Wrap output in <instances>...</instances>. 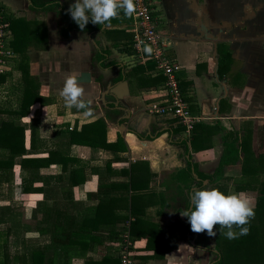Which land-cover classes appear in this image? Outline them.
Here are the masks:
<instances>
[{
  "label": "crops",
  "instance_id": "obj_1",
  "mask_svg": "<svg viewBox=\"0 0 264 264\" xmlns=\"http://www.w3.org/2000/svg\"><path fill=\"white\" fill-rule=\"evenodd\" d=\"M33 1L37 6L51 0ZM58 1L66 10L75 3ZM157 1L161 2L159 9L162 4L164 8L155 17L170 42L167 55L179 65L183 98L190 112L204 119L187 133L177 118L148 113L150 104L164 103L167 98L164 76L146 58V50L141 54L133 46V16L120 15L95 32L71 30L67 35L61 28L62 35H57L59 25L50 21L55 29L46 30L38 65L31 61L29 47L26 49L29 74L39 83V95L48 101L33 103L18 118L16 123L24 130V151L14 157L11 169L0 170V213L14 216L7 221L0 216V264H19L5 259L7 254L12 256L10 234L5 236V231L17 216V232L22 231L15 237L18 247L13 254L25 252L26 212L41 213L39 203L44 198H49L47 205L56 203L59 209L76 213L77 208L96 206L101 197H113L109 207L128 212L116 198L126 195L129 207L131 191L120 184L128 181L124 170L131 164H136L138 188L133 193L134 208L146 221L166 229L165 238L151 242L152 246H147L146 237L133 242L134 264H205L204 259L213 263V249L196 246L195 237L190 239L186 230L188 220L181 218L194 188L242 193L255 207L256 183L264 180V171L243 166L264 154V0H195L206 23L202 32L191 0ZM0 5L29 20L50 12L62 20L55 8L38 10L30 7L29 0H0ZM59 24L65 25L64 20ZM225 50L228 57L221 67L219 60ZM85 71L91 79L80 83L90 116L84 110L65 107L59 95L68 76ZM122 81L127 84L117 97L109 89ZM85 125L89 126L87 133L79 139L106 142L111 147L70 142L69 132H80ZM231 145L238 148L239 157L218 172L222 155L230 157L225 151ZM24 158L29 160L22 161ZM189 164L192 179L184 171ZM39 219L37 216V222ZM125 222L116 228L123 231ZM34 233V244L48 242L47 236ZM119 241L104 240L86 256L98 260L107 251L118 255ZM71 264H84V258L74 256Z\"/></svg>",
  "mask_w": 264,
  "mask_h": 264
},
{
  "label": "trees",
  "instance_id": "obj_2",
  "mask_svg": "<svg viewBox=\"0 0 264 264\" xmlns=\"http://www.w3.org/2000/svg\"><path fill=\"white\" fill-rule=\"evenodd\" d=\"M29 2L30 7H34L42 11L53 10L55 8L57 14H59L62 21L64 20L65 22V26L61 28V33L63 35H67L71 30L82 31L58 0L56 2H53V0L50 2H39V5L37 6L35 1L29 0ZM0 15L4 17L12 35V38L9 41V47L14 52L15 56L11 59L13 60L11 70L13 69L19 71L22 76L20 83L16 86V90L20 93L17 97V107L15 109L0 107L1 170L7 167H10L11 169L14 157L24 151L22 149L24 136L23 127L12 121V119L25 116L33 103L39 102L44 104L48 101V99L39 95V83L34 76L29 74L28 58L26 56V49L29 46L43 44L44 41L47 40L45 25L36 19L29 20L24 17L15 16L12 13H8L2 5H0ZM120 15H124L123 12H120L119 16ZM114 19H117V17ZM102 27L103 25H97L89 22L83 31L89 33L95 32L100 30ZM124 48L127 49L128 46H125ZM227 57L228 53L225 50L219 60L221 67L226 63ZM8 79H11V73L9 71L1 73L0 85ZM4 113L7 114V118H4ZM88 127V125L82 126L80 132H69V141L80 142L86 145H101L107 148L111 147V144H106V142L79 139L78 137H82ZM18 146H20L19 149ZM233 147L234 146L231 145V147L227 148L225 151L226 155H230V157H226L225 154L222 155L218 166V172H220L225 165L233 163L238 159L239 150L236 146L234 148ZM24 160L27 161L29 159L24 158L22 161ZM191 166L192 164H189L184 169L189 179H192ZM134 168L136 169V164H131L126 168V170H124V173L128 174L129 179L127 182H121L120 184L125 191H131V201L129 203V207H127L128 197L126 195L122 198H116L118 203L121 201L123 202V208L124 210L128 209V212L125 211L120 213L110 208L109 206L112 205L114 201L113 197H101L98 199L96 206L86 208L82 207L83 209L77 208L76 213H73L68 209H59L56 206V203L47 205L45 200L49 198H44L45 200L39 203V205L43 206V211L41 212V217L37 224H35L34 231L39 233V235L47 236L48 242L44 244L27 242L25 252L20 255H17L16 253L12 254V257H19L13 261H16V263L19 264H71L72 257L76 256L84 258V264H120L119 254L115 255L111 251H107L98 260H93L92 258L87 257L86 253L93 249L95 245L101 244L104 240H120L123 231L121 228L117 229L116 227L123 220L125 222L129 216L134 218V220L129 223L128 227L129 235L133 242L141 237H146L147 246H152L151 242L160 240V237L164 239L165 236L162 237V234L165 235L166 229H161V227H158L159 224L157 223L146 221V219L142 218L139 212L134 208L133 193L138 190L134 177ZM244 168H249L252 171H264V154L258 155L255 163L247 162V166L245 164L243 166V169ZM33 173V170L29 172L31 182L34 178ZM2 174H0V176H2ZM257 183L258 194L256 196V204L253 209L255 212L260 209L261 213H259L257 219H251L250 223L246 225L249 228L248 234L239 236L237 239H227L223 234H221L222 230L219 226H216L214 244L218 253L212 264H242V262H240L241 258H244L245 264L248 259L251 264H264V227L260 228V224L258 225V220L259 223H261L260 220L264 219V180L259 182L257 181ZM189 205L190 201L187 203L185 209L189 208ZM68 206L69 203L67 202V208ZM7 213L8 212L3 214L0 213V216L4 217V221H7L8 217L12 219V213L10 212L9 215ZM186 220H188L187 217H185L184 221ZM11 226L15 227L16 223L13 225L11 223ZM11 226H7L6 232L8 235L11 230H16L11 228ZM185 226H188L186 230L190 233V239L195 237L194 241L196 246L209 248L208 240L210 237L206 232L196 234L191 231L190 223H185ZM25 229L28 232L31 229L30 225L28 224L25 226ZM234 230L239 232L238 228ZM224 231H226V229ZM234 259L237 263L234 262ZM1 261L4 262L5 260ZM9 261L11 260L9 259Z\"/></svg>",
  "mask_w": 264,
  "mask_h": 264
},
{
  "label": "clouds",
  "instance_id": "obj_3",
  "mask_svg": "<svg viewBox=\"0 0 264 264\" xmlns=\"http://www.w3.org/2000/svg\"><path fill=\"white\" fill-rule=\"evenodd\" d=\"M135 10L134 0H75L67 12L83 31L89 22L107 27L120 12L131 17ZM59 95L65 107L84 110L86 116L92 115L89 102L82 99L84 88L77 75L65 79ZM180 214L187 217L193 233L206 232L209 237H215V228L219 226L221 234L229 240L247 235L249 228L246 225L255 215L251 201L242 193L225 194L216 188H194L191 207ZM237 228L239 232L234 230Z\"/></svg>",
  "mask_w": 264,
  "mask_h": 264
},
{
  "label": "built area",
  "instance_id": "obj_4",
  "mask_svg": "<svg viewBox=\"0 0 264 264\" xmlns=\"http://www.w3.org/2000/svg\"><path fill=\"white\" fill-rule=\"evenodd\" d=\"M136 10L133 13V46L139 53L146 50V58L152 60L155 68L164 76V90L166 99L164 103H152L147 107L149 114L167 115L174 118L184 126V131L189 133L195 123L204 119L202 116L193 115L179 87V65L167 55L170 45L169 39L158 28L157 18L152 0H134ZM12 35L7 23L0 15V74L9 70L8 62L15 56L9 47ZM129 217L124 223L122 237L118 242L120 264H134L133 241L129 235Z\"/></svg>",
  "mask_w": 264,
  "mask_h": 264
},
{
  "label": "rangeland",
  "instance_id": "obj_5",
  "mask_svg": "<svg viewBox=\"0 0 264 264\" xmlns=\"http://www.w3.org/2000/svg\"><path fill=\"white\" fill-rule=\"evenodd\" d=\"M212 3H214V1L216 2V0H210ZM225 0H221V2L223 3ZM224 6V5H223ZM223 6H222V8H223ZM28 12V11H27ZM28 14H29V12H28ZM27 13H25V12H22V16H25V17H29V15H28ZM36 18H37V20L39 21V22H41V23H43L44 25H45V27H46V30H47V28H49V30L50 29H55L54 27V24H52V23H50V21H53V22H55L56 24L55 25H61V24H59V21H62V20H59L58 18H56V14H54L53 12H50V13H40V14H38V15H36ZM47 24H48V26H47ZM59 26H56V31H58V34L57 35H62V34H60V28H63L65 25H63V26H61V27H59ZM43 46V44H41V45H39V44H35V45H31V46H29V48L27 49L28 50V53H29V55H30V58H31V61L33 62V63H37V65H38V61H37V56H38V54L39 53H41L42 52V50H41V48L40 47H42ZM30 58H29V60H30ZM12 59V58H11ZM10 59V61L8 62V64H9V72L11 73V79H8L6 82H4L2 85H0V107H4V108H6V107H9V108H12V109H15L16 107H17V104H18V100H17V97L19 96V92L16 90V86L20 83V81H21V78H22V76H21V74L19 73V71H17V70H11V64H12V62H13V60H11ZM12 88H15V89H12ZM41 89V88H40ZM6 113H4V118H7L6 117ZM17 120H18V117L17 118H14V119H12V121H14L15 123L17 122ZM251 182H253V181H251ZM259 182V181H258ZM236 184H238V185H240V182L239 183H236ZM241 184H242V182H241ZM256 184H258V183H256ZM63 205V207H64V203H62L61 204V206ZM254 208V207H253ZM254 213H255V215H254V217L252 218L253 220L254 219H257V216H259V213H261L260 212V209H259V211H257V212H255L254 211ZM36 216V217H35ZM37 216L39 217H41V213H38V214H36V213H32L31 214V212L30 211H27L26 212V218H25V220H24V222H25V224H26V226L29 224L30 225V232H26V240H28V242H31V243H34L35 241H34V237L37 235V234H35L34 233V227H35V224H36V222H37ZM14 217V216H13ZM22 219V218H21ZM23 220V219H22ZM14 221H16L15 223H17V216L14 218ZM12 222V220L9 222V223H11ZM260 222L261 223H259V220H258V225H259V227L261 228V227H264V219H262V220H260ZM20 226H22V221H20ZM10 226H11V224H10ZM11 228H14V229H16V230H12L11 232H10V236L8 235V233L5 231V236H9V241H8V250H9V252H11V254H13L14 252H17V250H16V248L18 247L17 245H16V242L18 241V239L17 238H15L16 237V235H17V233L20 231V234H21V228H20V230L18 229V232H17V227L15 226V227H12L11 226ZM34 236V237H33ZM17 237H18V235H17ZM46 238V237H45ZM43 240L44 239H40V242H43ZM46 240V239H45ZM44 240V241H45ZM214 237H210L209 238V240H208V243L210 244L209 245V247L211 248L213 245L215 246V244H214ZM48 241V240H47ZM10 242V243H9ZM19 243V242H18ZM20 244V243H19ZM218 253V252H217ZM217 253H212V258L213 259H215L216 258V255H217ZM204 254V256H205V253H203ZM5 255L6 254H4L2 257H5ZM239 255V254H238ZM7 256V258H9L10 260H16L17 258H19L18 256H14V257H12V256H9L8 254L6 255ZM209 256H210V254H209ZM209 260L207 261V260H205L204 259V263L205 264H209ZM234 262L235 263H237L236 262V260L234 259ZM240 262H242V264H245V261H244V258H241L240 259ZM246 264H251L250 263V260L248 259L247 260V262H246Z\"/></svg>",
  "mask_w": 264,
  "mask_h": 264
},
{
  "label": "water",
  "instance_id": "obj_6",
  "mask_svg": "<svg viewBox=\"0 0 264 264\" xmlns=\"http://www.w3.org/2000/svg\"><path fill=\"white\" fill-rule=\"evenodd\" d=\"M192 2V8L194 10V12L197 13V16H198V22H199V30L200 32L202 31H205V24L203 21H202V18H201V14H202V11H201V8L199 7V5L195 2V0H191ZM217 63V59L215 61ZM78 79L80 82H89L91 77H90V73L85 71V72H81L79 75H78ZM126 82L125 81H122L120 83H117L116 85H114L113 87H111L109 89L110 92H112L113 94H115V96L117 97H121L123 91L125 90V87H126ZM190 207H191V197H190ZM182 219H184V216H181ZM192 244H194V241H191ZM211 249H213V251L215 253H217V250L215 249V246L213 245L211 247Z\"/></svg>",
  "mask_w": 264,
  "mask_h": 264
},
{
  "label": "flooded vegetation",
  "instance_id": "obj_7",
  "mask_svg": "<svg viewBox=\"0 0 264 264\" xmlns=\"http://www.w3.org/2000/svg\"><path fill=\"white\" fill-rule=\"evenodd\" d=\"M152 3H153V7H154V9H155V13L157 12V11H160L161 10V8H162V10H163V4H162V6H161V8L159 9V6L161 5V2L159 1H157V0H152Z\"/></svg>",
  "mask_w": 264,
  "mask_h": 264
}]
</instances>
